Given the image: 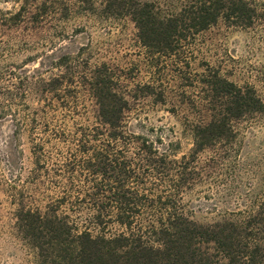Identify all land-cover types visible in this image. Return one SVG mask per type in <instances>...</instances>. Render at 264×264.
<instances>
[{
  "label": "trees",
  "instance_id": "trees-1",
  "mask_svg": "<svg viewBox=\"0 0 264 264\" xmlns=\"http://www.w3.org/2000/svg\"><path fill=\"white\" fill-rule=\"evenodd\" d=\"M8 1L16 9L0 12V121L27 133L34 193L45 198L31 205L19 193L14 211L33 264H264V191L209 225L188 219L182 205L196 187L237 172L231 156L240 126L264 121L255 86H238L209 65L194 69L198 38L219 23L264 36V0ZM75 14L129 20L150 81L134 84L138 67L126 75L81 54L26 72L25 63L63 42ZM22 54L23 67L8 63ZM145 101L186 116L189 154L178 157L179 144L135 113ZM90 111L94 123L84 125ZM66 207L87 214L81 226Z\"/></svg>",
  "mask_w": 264,
  "mask_h": 264
},
{
  "label": "rangeland",
  "instance_id": "rangeland-1",
  "mask_svg": "<svg viewBox=\"0 0 264 264\" xmlns=\"http://www.w3.org/2000/svg\"><path fill=\"white\" fill-rule=\"evenodd\" d=\"M16 6L8 0H0V12H13ZM66 38L48 58L36 63H25L26 72H41L53 58L61 55L81 54L92 65L106 63L119 68L129 75L134 67V84L150 81L144 67L143 51L136 38V30L129 20H102L83 14L71 15L65 22ZM264 38L257 30L228 28L219 23L199 36L195 46L194 69L201 72L205 65L216 69L220 75L238 86L253 85L264 95ZM29 54L15 56L8 63L23 67ZM56 74L53 72L49 74ZM130 79L129 76L126 77ZM179 85L178 82H176ZM173 93H179L177 86H171ZM189 92L188 89L185 90ZM168 96L167 100L170 102ZM169 104L152 106L149 102H140L135 113L146 119L148 127L162 128L170 141L178 143V157L189 154L192 149L190 131L185 129L180 114H171ZM83 121L84 125H93L91 111ZM136 125V121L132 122ZM31 145L27 133L16 135L11 120L0 121V264H33L29 250L18 239L15 232L14 211L17 209L19 193H23L26 204L42 206L45 198L40 196L32 181L33 160ZM209 154L201 155V160ZM233 157V158H232ZM232 160L238 165L233 175L223 174L219 183L210 181L184 195L182 205L188 219L209 225L222 220L226 212L244 209L252 204L250 195L264 191V121H252L240 126L234 144ZM231 180L227 185L228 179ZM225 179V182H224ZM33 197L34 200L31 201ZM259 197V196H258ZM63 208L79 226L84 223L87 214L81 211L71 212ZM114 229H117L114 227ZM114 232V230L112 231Z\"/></svg>",
  "mask_w": 264,
  "mask_h": 264
}]
</instances>
